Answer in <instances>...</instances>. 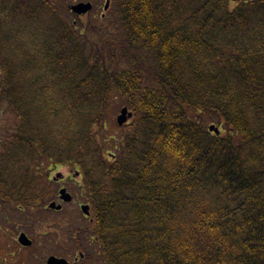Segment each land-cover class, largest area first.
<instances>
[{
    "label": "trees",
    "instance_id": "obj_1",
    "mask_svg": "<svg viewBox=\"0 0 264 264\" xmlns=\"http://www.w3.org/2000/svg\"><path fill=\"white\" fill-rule=\"evenodd\" d=\"M111 1L83 29L64 3L0 0L1 218L69 167L88 262L264 264V0ZM116 99L133 118L108 137Z\"/></svg>",
    "mask_w": 264,
    "mask_h": 264
},
{
    "label": "rangeland",
    "instance_id": "obj_2",
    "mask_svg": "<svg viewBox=\"0 0 264 264\" xmlns=\"http://www.w3.org/2000/svg\"><path fill=\"white\" fill-rule=\"evenodd\" d=\"M51 2H57L58 5L64 3L67 9L69 6L79 3L93 2L94 9L88 15L76 16L69 10L66 12L65 18L75 22L79 28L83 29L88 25L100 26L104 24L102 21L106 19V16L114 15L113 4L109 8L110 12H106L105 15L104 7L106 0H51ZM103 14L104 17H102ZM123 108L124 102L122 100L116 99L110 101L107 126H105V133L108 134V137H111L120 128L116 120ZM10 117L5 104L0 103V142L5 138L7 130L11 126ZM131 119L128 120L127 124L132 121ZM204 126L211 134L216 136L226 134V129L217 120H207ZM212 126L215 127V130H218V134L210 131ZM51 177L56 188L55 201L58 204H62L58 199V194L59 190L64 187L73 196V202L63 204L64 210L59 213L49 211L47 209L49 203L41 208H34V212H28V215L24 218L19 217L18 220L9 219L11 223L8 226L0 218V233L3 235V237H0V264H32L33 260L34 264H45L50 256L72 261L75 257L79 256V249H81L77 247L78 238L82 241L85 252H87V247L90 244L95 246L92 237L80 235L81 232L79 231V229L89 225V219L81 212V206L88 204L81 191V178L72 168L61 166L52 172ZM2 209L0 206V212H2ZM16 225L18 229L15 231ZM33 226L34 259L32 250L30 249L31 246L25 248L18 244L19 234L24 232L31 237ZM86 264L96 263L89 262Z\"/></svg>",
    "mask_w": 264,
    "mask_h": 264
},
{
    "label": "water",
    "instance_id": "obj_3",
    "mask_svg": "<svg viewBox=\"0 0 264 264\" xmlns=\"http://www.w3.org/2000/svg\"><path fill=\"white\" fill-rule=\"evenodd\" d=\"M110 6V0L107 1L106 6H105V11L109 9ZM93 9V6L91 3H79L76 5H73L70 7L71 12H73L77 16H83L89 14ZM132 117V114L129 113L128 108L122 109L120 115L117 117V124L119 126H123L127 123V121ZM210 131H214L216 134H218V130H215V127L212 126L210 128ZM60 198L62 201L65 203H70L72 201V196L67 193L66 189H62L60 191ZM50 209L52 210H61L62 206L57 205V203H52L49 206ZM82 211L86 216L90 215V206L84 205L82 206ZM20 243L23 246H30L31 241L26 237L25 234H22L20 237ZM47 264H68V262L64 259H57L55 257H51L48 261Z\"/></svg>",
    "mask_w": 264,
    "mask_h": 264
},
{
    "label": "flooded vegetation",
    "instance_id": "obj_4",
    "mask_svg": "<svg viewBox=\"0 0 264 264\" xmlns=\"http://www.w3.org/2000/svg\"><path fill=\"white\" fill-rule=\"evenodd\" d=\"M90 3H92V5H93V2H90ZM93 9H94V5H93ZM102 17H104V14L102 15ZM19 211L22 212V210H19ZM32 212H34V207L32 208ZM17 229H18V227H17ZM22 233H24V232H22ZM29 238L31 240L30 249L32 250V256H33V259H34V226L32 228L31 237H29ZM20 248H22V247H20ZM85 256H86V252H79V256L75 257L74 260H72V261L68 260V263L69 264H86ZM32 264H34V260H33Z\"/></svg>",
    "mask_w": 264,
    "mask_h": 264
}]
</instances>
